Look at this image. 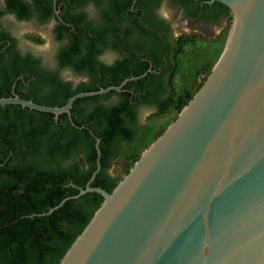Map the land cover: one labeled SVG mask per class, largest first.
Listing matches in <instances>:
<instances>
[{
	"label": "water",
	"instance_id": "95a60500",
	"mask_svg": "<svg viewBox=\"0 0 264 264\" xmlns=\"http://www.w3.org/2000/svg\"><path fill=\"white\" fill-rule=\"evenodd\" d=\"M218 1L232 12L224 47L204 81L142 150L58 264H264V0ZM19 96L36 110L69 112Z\"/></svg>",
	"mask_w": 264,
	"mask_h": 264
},
{
	"label": "flooded vegetation",
	"instance_id": "af4514ba",
	"mask_svg": "<svg viewBox=\"0 0 264 264\" xmlns=\"http://www.w3.org/2000/svg\"><path fill=\"white\" fill-rule=\"evenodd\" d=\"M227 21L225 6L209 0H0V98L17 95L61 107L85 92L79 91L83 85L102 88L105 75H127L118 85L128 79L119 90L76 98L69 112L0 104V166L54 165H42L41 146L39 152L27 146L41 139L31 124L42 120L33 111L52 113L45 136L49 139L57 126L74 125L73 114L80 117L97 105L116 104L124 94L132 102L125 131L136 130L144 109L160 111L170 100L183 36L210 41ZM83 97L95 98L80 101L73 111L74 102ZM59 130L68 141L70 135ZM78 151L83 147L69 149V157L61 161L69 162ZM109 174L116 176L110 169Z\"/></svg>",
	"mask_w": 264,
	"mask_h": 264
},
{
	"label": "trees",
	"instance_id": "16d2710c",
	"mask_svg": "<svg viewBox=\"0 0 264 264\" xmlns=\"http://www.w3.org/2000/svg\"><path fill=\"white\" fill-rule=\"evenodd\" d=\"M225 8L229 11L227 6ZM106 76L102 87L118 85L127 75L114 73ZM99 88L95 85H83L79 91ZM113 92L115 91L109 93ZM94 98L77 99L73 111L80 101ZM187 102L179 97L178 107L181 109ZM52 103L53 101L45 102L46 105ZM173 103L171 96L160 111ZM131 106V100L123 94V99L116 104L97 105L90 113H82L80 117L73 114L74 125L68 123L64 127L57 126L58 130L53 131V136L49 139L45 136L49 134L47 128L50 126L52 113L33 111L42 120L38 125L31 124L41 135V139L36 138L27 146L37 149V152L41 146L42 165L47 166L49 162L54 165L35 168L26 163L0 166V176L3 177L0 180V264H58L102 202L103 196L97 192H87L77 198L67 199L49 214L42 213L58 205L65 197L78 193L79 187H85L96 169L95 136L101 139V169L91 186L110 192L128 172L131 165L121 176H110L109 169L118 155L120 144L132 140L135 134L136 130L133 129L125 131V116L129 114ZM30 118L35 119V116L30 115ZM81 125L85 126L79 129ZM59 128L65 136L70 135L68 141L59 134ZM80 146L83 151H78L67 163L65 160L61 161L69 157V149ZM70 181L73 185H67ZM20 188L22 191L18 190Z\"/></svg>",
	"mask_w": 264,
	"mask_h": 264
},
{
	"label": "rangeland",
	"instance_id": "374dc122",
	"mask_svg": "<svg viewBox=\"0 0 264 264\" xmlns=\"http://www.w3.org/2000/svg\"><path fill=\"white\" fill-rule=\"evenodd\" d=\"M232 17L233 14L229 10L225 28L210 41L195 34L183 36L171 86L174 103L162 111L144 109L142 121L136 129L133 139L120 144L118 155L110 167V171L114 175L124 174L125 169L133 164L142 150L177 116L180 111L177 104L178 98L183 97L187 102L200 87L202 82L199 79L207 76L224 47ZM189 95L190 97H188Z\"/></svg>",
	"mask_w": 264,
	"mask_h": 264
}]
</instances>
